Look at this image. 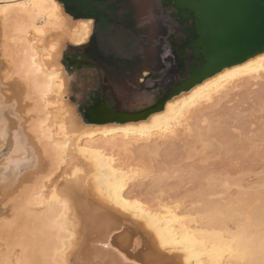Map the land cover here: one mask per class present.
<instances>
[{
    "label": "bare ground",
    "instance_id": "obj_1",
    "mask_svg": "<svg viewBox=\"0 0 264 264\" xmlns=\"http://www.w3.org/2000/svg\"><path fill=\"white\" fill-rule=\"evenodd\" d=\"M39 2L0 0V264H113L112 249L136 264H212L208 256L186 259L175 245L162 250L157 229L176 238L194 234L211 249L249 220L258 246L264 180L251 191L239 180L241 192L232 197L226 181L216 190L201 165L181 161L201 155L208 162L210 153L240 146L242 133H228L227 117L235 118L243 90L261 87L264 101V51L168 96L146 117L89 121L68 99L62 57L69 43L89 41L94 20L75 19L58 0L54 13L32 7ZM33 54L37 75L29 74ZM33 81L50 83L48 95ZM201 176L207 180L199 184ZM53 188L66 208L49 204ZM220 264H229L227 255Z\"/></svg>",
    "mask_w": 264,
    "mask_h": 264
},
{
    "label": "rangeland",
    "instance_id": "obj_2",
    "mask_svg": "<svg viewBox=\"0 0 264 264\" xmlns=\"http://www.w3.org/2000/svg\"><path fill=\"white\" fill-rule=\"evenodd\" d=\"M118 7L122 11L131 9V17H123L121 11L113 23L97 24L95 19L90 18L94 20L91 38L80 46L69 43L64 49L62 60L66 68L74 72H69L68 76V99L71 103L84 105L93 92L92 96L97 97L99 103L126 114L157 105L175 80H180L173 58L169 56L167 59L165 56L173 57L174 50L181 56L176 43L181 41L183 33L173 17L174 9L166 7L164 0H127ZM145 35L150 43L149 63L145 69L148 74L143 73L138 79L136 68L128 69L127 62L131 57L137 58L143 51ZM89 46L96 56H104L109 60L108 78L102 68L86 72L74 66L70 69V65L77 62L75 60H71L69 65L66 63V53L83 52ZM125 60H128L126 64ZM260 94L261 87L259 90H243L241 101H237L231 110L235 118L227 117L232 123L226 126L228 133L234 131L235 127L242 133L239 147L232 148L228 155L224 152L215 155L212 152L208 162L201 155L187 162L181 161L184 164L180 162L182 165L190 162L195 167L201 165L202 170H207V175L210 174L216 182V190H222V183L226 181L228 194L232 197L241 192L242 188L236 185L239 180L245 185L244 189L248 186L246 190L250 191L264 180V101L258 99ZM80 114L83 115L81 111ZM232 134L236 136V133ZM198 147L201 148V145ZM206 176L199 177L202 178L198 179L199 184L207 180Z\"/></svg>",
    "mask_w": 264,
    "mask_h": 264
},
{
    "label": "water",
    "instance_id": "obj_3",
    "mask_svg": "<svg viewBox=\"0 0 264 264\" xmlns=\"http://www.w3.org/2000/svg\"><path fill=\"white\" fill-rule=\"evenodd\" d=\"M174 9L183 38L172 55L180 80H175L157 105L126 114L113 111L90 93V103L81 105L89 121H126L146 117L163 106L168 96L191 87L225 66L242 62L264 51V0H164ZM71 69V68H70ZM69 70V69H68ZM73 72V70H69Z\"/></svg>",
    "mask_w": 264,
    "mask_h": 264
},
{
    "label": "snow or ice",
    "instance_id": "obj_4",
    "mask_svg": "<svg viewBox=\"0 0 264 264\" xmlns=\"http://www.w3.org/2000/svg\"><path fill=\"white\" fill-rule=\"evenodd\" d=\"M24 7V5H21ZM32 7H39L44 9H50L51 13L57 11V6L54 3V0H40L38 4H32ZM83 27L87 29L88 25L84 24ZM54 50V49H53ZM50 58V57H49ZM36 56L35 54L32 55V63L29 67V74L30 75H37L41 73V68L36 65ZM261 61L264 62V57L261 58ZM247 68H250L251 65H247ZM55 76H48L47 80L52 81L55 79ZM33 83H36L33 81ZM36 87L41 90L42 96H47L48 91L51 89V84L40 85L36 83ZM60 87H63L61 82ZM202 94V90H198L197 93L193 94L192 99H196L197 95ZM159 119V118H157ZM155 123V122H154ZM142 129L145 126H141ZM57 148H66L67 144L64 145H57ZM51 179V177H49ZM43 192V189L40 190ZM52 195L49 199V204L52 202H56L58 204H62V207H67L66 202H61L60 198L57 196V190L53 188ZM37 200L42 201L43 196L34 197ZM63 218V213L57 217V220ZM61 230H63V226L57 224ZM154 225L149 222V227H153ZM259 229L261 232V239L259 241L258 246L254 245L253 241L256 236V228L252 225L251 221L249 220L247 223L242 225L240 228L237 229L235 233H230L231 240L222 242L220 246L213 244L212 248L209 249L207 247V243L204 240H197L193 235H185L182 238H176L175 236L164 235L162 234L159 229H157V236L160 240V248L162 250H168L170 245H175L172 251H181L187 254L186 259H191L193 256L201 257V256H208L212 261V264H220L223 261L225 255L229 260V264H232V261H235V264H264V216L261 217L259 223ZM201 235H216L221 236V233H202ZM102 247L106 249H112L110 243H104ZM199 247V251L197 250ZM59 251V250H58ZM112 251L116 252L118 259L113 262V264H136V261L128 260L123 253H120L116 249H112ZM55 264H61L59 261H55Z\"/></svg>",
    "mask_w": 264,
    "mask_h": 264
},
{
    "label": "trees",
    "instance_id": "obj_5",
    "mask_svg": "<svg viewBox=\"0 0 264 264\" xmlns=\"http://www.w3.org/2000/svg\"><path fill=\"white\" fill-rule=\"evenodd\" d=\"M63 4L67 13L75 19L93 18L96 23L106 22L113 23L118 13H121L119 4L125 3L127 0H58ZM123 17L130 18L131 9H125L121 13ZM139 56H137L138 58ZM136 58V59H137ZM120 71L118 68H114Z\"/></svg>",
    "mask_w": 264,
    "mask_h": 264
},
{
    "label": "flooded vegetation",
    "instance_id": "obj_6",
    "mask_svg": "<svg viewBox=\"0 0 264 264\" xmlns=\"http://www.w3.org/2000/svg\"><path fill=\"white\" fill-rule=\"evenodd\" d=\"M149 41L147 40V36L145 35V45L143 51L140 53L139 57L136 59V57H131L129 59L130 61L127 62L128 60H125V64L127 62L128 69L133 67L136 68V71L138 73V79L142 77L143 73H146L148 63H149ZM96 53L92 48L87 47L86 51L83 52H78V53H73L65 54V61L68 63L71 60H75L77 62L73 63L70 65V68H76L80 70H85L88 72L89 70H96L98 67L102 68L103 71H105L106 77L108 78L109 73H108V68L110 66L109 60L106 59L104 56H96ZM105 83V82H104Z\"/></svg>",
    "mask_w": 264,
    "mask_h": 264
}]
</instances>
